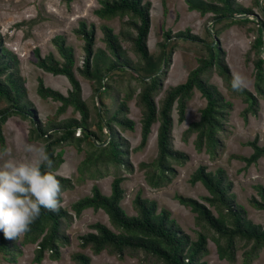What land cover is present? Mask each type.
I'll return each mask as SVG.
<instances>
[{
	"label": "trees",
	"instance_id": "obj_1",
	"mask_svg": "<svg viewBox=\"0 0 264 264\" xmlns=\"http://www.w3.org/2000/svg\"><path fill=\"white\" fill-rule=\"evenodd\" d=\"M184 1L189 11H197L201 16L210 13V29L206 28L209 40L191 33L188 28L173 34L166 30L162 40L156 44L157 50L150 52L147 46L150 1L100 0L94 14L105 20L118 18L120 28L114 32L111 26L101 24L105 45L94 47V25L80 21L74 30L83 40L80 66H75L73 49L64 45L62 36L54 39L59 58L53 53L41 55L36 49V66L53 75L65 76L70 84L66 94H63L46 86L41 77L37 78V94L42 99L50 98L60 103L55 113L44 121L36 117L35 107L27 98L26 81L20 74L19 58L4 45V36L0 33V148L3 150L5 147L2 125L8 117L17 115L28 119L30 123L28 139L39 140L46 148L53 164L51 169L42 171H50L57 177L61 192L84 180L113 174L109 194H104L97 185H93L89 194L71 204L74 216H79L88 208L93 211L101 209L107 214L110 223V226L99 221L89 224L90 231L78 237L82 249L88 247L94 254L105 251L119 258L136 256L144 264H206L203 258L208 254L207 244L211 239L221 260L235 262L236 251L243 248V262L249 264L264 251V223H254L248 218L247 210L231 192L232 182L223 168L211 171L206 165H199L190 174L191 184L201 182L207 190L208 194L202 196L201 200L175 195L180 204L195 214L198 231L194 240L171 217L170 210L164 207L158 209L153 199L137 193L132 201L135 210L132 215L127 214L121 206L124 197L123 172L133 171V164L128 158L130 141L122 135V131L134 129V121L127 117V102L133 96L141 114L140 141L133 148L135 151L146 146L152 125L158 123L156 155L152 160L138 165L151 188L170 184L177 174L176 166L183 165L188 159L187 154L173 145L172 111L176 107L178 121H184L186 103L194 89L205 99V105L199 111V118L184 129L182 137L186 140L194 134L195 149L198 152L205 151L212 159L223 149L222 136L226 134L232 103L216 85L208 83L207 76L213 70L223 79L228 95L241 98L246 103L242 110L244 118L248 113H257L258 97L264 96V0H251L249 6L237 0ZM161 2L165 12V0ZM254 7L262 13L261 18L256 17V21L252 19L255 16ZM220 21H224L225 25H256L257 35L251 43L254 51V91L245 88L235 92L231 88L232 73L224 61V53L217 39L221 28L215 27ZM252 30V27H247V31ZM178 40L198 46L197 65L189 70L185 81L163 90V80ZM76 73L93 83L90 100L83 99ZM159 93L162 94L156 100ZM105 98L111 99V105L106 104ZM68 107L79 117L71 115L58 119ZM77 130L79 133L75 136ZM245 144L252 149L249 155L232 154L231 157L243 161L245 166L264 157V145L258 144L257 135ZM67 145L83 151V158L77 165V175L73 178L56 173L64 161L63 148ZM256 190L258 197L251 196L248 202L252 207L264 210V188L257 185ZM72 217L60 205L54 212L41 209L39 218L21 238L6 239L0 231V255L13 261L21 253L22 245L33 244L35 263H40L45 255L57 260L60 248L69 242L63 223H69ZM70 259L71 264H92L90 257L81 251L72 252Z\"/></svg>",
	"mask_w": 264,
	"mask_h": 264
},
{
	"label": "rangeland",
	"instance_id": "obj_2",
	"mask_svg": "<svg viewBox=\"0 0 264 264\" xmlns=\"http://www.w3.org/2000/svg\"><path fill=\"white\" fill-rule=\"evenodd\" d=\"M100 0H0V33L4 36V45L17 54L19 58L20 74L25 79L27 88V98L35 107V114L39 120L44 121L49 115H53L59 106V102L50 98L42 99L36 92L37 78L41 77L43 83L55 90L66 94L70 88L69 81L63 75H53L45 72L36 66L35 50L38 49L41 55L53 53L57 58L55 38L62 36L64 45L73 49L75 56V66H80L83 58V40L74 32L80 21H85L87 25L93 24L95 27L94 47H104L102 41L101 24L112 27L114 32L120 28V20L114 18L105 20L97 18L94 9L100 5ZM150 1V30L147 38V46L150 52L157 50L156 44L162 40L163 32L170 31L171 34L177 31L190 29V32L198 35L202 39L209 40L206 28L210 29V13L201 16L197 11H189L184 0H165V12L161 0ZM244 6L251 5V0H237ZM253 21L261 18V11L253 8ZM17 24H20L19 26ZM17 25V26H16ZM221 28L217 39L223 51L224 61L227 63L231 73L239 72L246 77L247 89L254 91L253 83V58L254 51L251 43L256 37L255 23L247 25L231 24L225 25L224 21L215 24ZM247 27H252V31H247ZM127 44L125 43L124 46ZM198 46L189 41H177V46L171 57L170 67L163 80V90L171 85L185 81L189 70L197 65ZM130 53V52H129ZM132 55V53H130ZM76 77L81 83L83 99L90 100L92 94L91 81L76 73ZM208 83L216 85L217 89L232 103L226 122V134L223 138V149L212 159L205 151L198 152L195 149L193 140L195 135H190L186 140L182 133L191 121L199 118V111L205 105V99L197 89H194L191 98L186 103L185 119L178 121L176 107L173 108V145L175 149L188 155L187 161L176 166L177 174L170 184L162 188H151L145 182L143 170L138 168L140 162L150 161L156 155V130L158 123L151 127L146 146L141 150H134L140 141V110L135 105V98L127 102V117L134 121L133 130L122 131V135L129 142L128 158L133 164L132 172H123L125 179L122 182L124 197L121 206L127 214H135L132 201L137 193L142 197L156 201L158 209L164 207L170 210L171 217L180 225L182 230L191 239L196 238L198 226L194 221V213L190 208L180 204L175 195L180 194L201 200L207 195V190L201 182L191 184L190 174L199 166L206 165L208 170L214 171L223 168L232 182L231 192L235 194V199L247 210V216L254 223H264V210L252 207L248 200L251 196L258 197L256 186L264 188V157L256 163L245 166V163L232 154L249 155L252 152L250 146L245 142L252 140L256 135L258 144L264 145V96L258 97V110L255 115L247 114L244 118L242 110L246 103L241 98H231L227 93V88L223 79L216 70L207 76ZM162 93L156 96L160 98ZM123 92L121 93V97ZM107 105H111V99L105 98ZM2 105L0 104V107ZM71 115L79 117L78 113H73L72 108L68 107L58 119L66 118ZM30 123L17 115H12L2 125V134L5 140V148H11L12 154L20 159L25 156L23 150L25 144L43 146L39 140H29ZM77 130L75 136L78 135ZM3 149V150H4ZM0 151L2 149L0 148ZM83 158V151H77L74 146L67 145L63 148V163L60 165L57 174L63 177L73 178L77 175V165ZM113 174H107L99 179H87L80 184H74L70 189L61 192L59 205L64 207L72 214V220L63 223V229L69 237V242L60 248V257L57 260L44 256L40 263L33 260V244L21 246V253L15 260L8 261L0 255V264H71L70 255L72 252L81 251L87 254L92 264H144L136 256L125 255L119 258L102 251L94 254L90 248L82 249L79 246V235L90 231L89 224L99 221L110 226L107 214L99 209L93 211L92 208L85 209L79 216H74L71 204L78 198L90 193L91 187L97 185L104 194H109L110 183ZM211 210H213L211 208ZM214 212V210H213ZM21 238V236H20ZM208 254L203 258L206 264H245L242 259L243 248L236 251L235 262L229 263L226 259L218 258L215 243L208 240ZM249 264H264V251Z\"/></svg>",
	"mask_w": 264,
	"mask_h": 264
},
{
	"label": "clouds",
	"instance_id": "obj_3",
	"mask_svg": "<svg viewBox=\"0 0 264 264\" xmlns=\"http://www.w3.org/2000/svg\"><path fill=\"white\" fill-rule=\"evenodd\" d=\"M247 87L246 77L233 72L231 88ZM25 156L16 158L11 148L0 151V231L6 239H16L30 230L41 209L58 210L61 185L50 171L53 161L44 146L25 144Z\"/></svg>",
	"mask_w": 264,
	"mask_h": 264
}]
</instances>
